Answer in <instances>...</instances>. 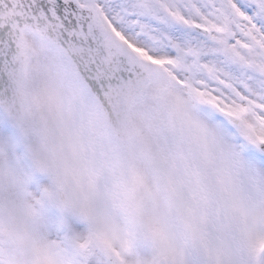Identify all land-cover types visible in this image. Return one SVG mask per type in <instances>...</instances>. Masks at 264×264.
I'll list each match as a JSON object with an SVG mask.
<instances>
[{
  "label": "snow or ice",
  "instance_id": "snow-or-ice-1",
  "mask_svg": "<svg viewBox=\"0 0 264 264\" xmlns=\"http://www.w3.org/2000/svg\"><path fill=\"white\" fill-rule=\"evenodd\" d=\"M0 264H264V0H0Z\"/></svg>",
  "mask_w": 264,
  "mask_h": 264
}]
</instances>
